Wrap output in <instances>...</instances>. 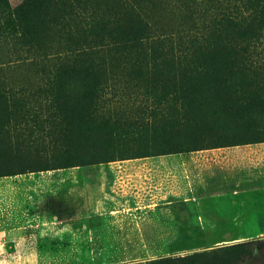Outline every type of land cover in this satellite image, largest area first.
Listing matches in <instances>:
<instances>
[{"label":"rangeland","instance_id":"obj_1","mask_svg":"<svg viewBox=\"0 0 264 264\" xmlns=\"http://www.w3.org/2000/svg\"><path fill=\"white\" fill-rule=\"evenodd\" d=\"M262 86L264 0H0V264H264Z\"/></svg>","mask_w":264,"mask_h":264},{"label":"trees","instance_id":"obj_2","mask_svg":"<svg viewBox=\"0 0 264 264\" xmlns=\"http://www.w3.org/2000/svg\"><path fill=\"white\" fill-rule=\"evenodd\" d=\"M263 93L261 94H256V103L254 105H258L259 107V111L261 112H264V86H262V88L260 89ZM192 98H190L191 100ZM199 100V99H198ZM193 102H195V97H193ZM200 103L197 105V106H200L201 105V108H205V110H207L209 107L205 101H201L199 100ZM252 105V106H254ZM251 106V107H252ZM193 109L196 108V106H193L192 107ZM257 108V107H255ZM204 118L200 119L199 120V124L202 125V126H205L206 128H216V127H219V128H228V129H232V128H242V126L244 125L243 124V121H236V119H234L233 117L229 116V117H215V120L211 119V117L209 116V114H205L203 116ZM196 126V125H195ZM238 140H244V141H250V140H247L246 138L244 139H230V140H227L225 142L227 143H233V142H236ZM193 140H187V143L189 142H192ZM195 258V254H189V255H184V256H180L179 257V260L182 262V264H187L189 261H192L193 259ZM175 261V258L174 260Z\"/></svg>","mask_w":264,"mask_h":264}]
</instances>
